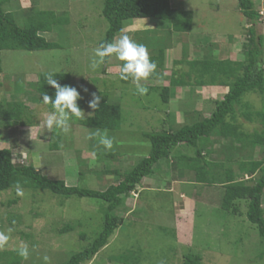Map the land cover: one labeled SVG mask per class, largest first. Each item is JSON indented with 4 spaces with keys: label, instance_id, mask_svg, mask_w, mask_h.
<instances>
[{
    "label": "rangeland",
    "instance_id": "obj_1",
    "mask_svg": "<svg viewBox=\"0 0 264 264\" xmlns=\"http://www.w3.org/2000/svg\"><path fill=\"white\" fill-rule=\"evenodd\" d=\"M255 2L263 15L257 31L264 34V0ZM172 3L193 14L191 32L174 33L170 25L156 26L150 20L138 19L117 39L128 35L148 49L155 45L154 53L158 52L159 46L169 47L166 52L168 76L172 67L176 71H185L182 74L191 73L189 63L174 65L175 60L182 59L185 43L190 58L210 53L220 60L229 57L244 59L243 44L247 40L249 22L238 7V0H172ZM10 4L7 6L10 10L23 15L33 10L49 9L59 15L67 14L70 21L68 25L44 34L50 41L62 44L59 49L2 51L0 102H25L34 122L9 128L3 123L0 148L12 149L14 162L32 163L41 172L65 180L68 185L105 190L119 183L125 172L151 153L152 143L145 133L162 131L169 121L175 123L172 116L169 119L170 115L177 116L176 125L202 120L214 109L213 101L222 99L228 91V87L209 85L178 87L167 106L158 92L139 95L131 79L128 82L121 80L120 65L123 62L114 57L108 64L92 69L94 51L100 47L99 42L108 27L101 14V0H14ZM162 36L165 37L162 39ZM148 37H156L157 42L154 44ZM259 43L264 60V37ZM59 72L71 73V86L81 93L85 102L82 108L85 114L81 119L94 113L88 104L93 93L101 97L100 102L107 99L122 106V127L116 131L106 130L113 140V147L103 149L106 153L116 154V158H100L96 154V149L102 145L97 137L90 139L89 136L97 131L103 134L105 130L87 127L81 119H73L67 134L59 130L49 132L44 125L43 121L52 110L38 101L35 83L42 73ZM193 74L190 77L194 78ZM141 83L145 87L169 85L170 79H148ZM244 102L254 105L255 109L263 106L260 94H248ZM240 121L245 124L246 131L261 128L259 122H248L242 116ZM213 140L212 148L205 150L207 157L215 161L224 159L227 153L222 155L220 151L226 149L230 153L231 141L218 137ZM54 142L59 143L60 148H54ZM179 150H174V154L181 152L193 156L195 152L190 147ZM237 157L261 160L264 151L257 147L254 152L244 150ZM171 161L163 160L156 174L147 177L137 193L127 195L126 204L119 212L126 218V223L118 228L109 244L85 264H183L185 254L189 252L201 253L203 264H264L263 240L258 228L246 218L247 203H239L241 213H236L238 215L227 212L221 207L220 189L223 187L197 184L193 171L184 167L185 171L174 169L173 172L169 167ZM118 168L121 177L114 173L101 174L102 177L96 174L99 170ZM250 177L248 173H238L237 176L247 180ZM146 188L150 192H145ZM22 190L23 196L18 195L17 190L0 194V232L10 236L8 245L0 251L17 250L21 242L27 244L30 255L23 264H45V256L49 257V264H64L101 232L107 204L77 196L65 199L44 189ZM69 225L73 230L62 232Z\"/></svg>",
    "mask_w": 264,
    "mask_h": 264
},
{
    "label": "trees",
    "instance_id": "obj_2",
    "mask_svg": "<svg viewBox=\"0 0 264 264\" xmlns=\"http://www.w3.org/2000/svg\"><path fill=\"white\" fill-rule=\"evenodd\" d=\"M13 1L0 0V72H3L1 56L3 50L38 51L61 48L62 44L50 41L44 34L58 27H64L70 21L67 14L59 15L49 9L33 10L23 15L19 11H12L7 7L11 6L10 3ZM101 2L103 3L101 14L108 23V27L103 39L99 42L100 46L116 40L125 28L133 25L131 23L138 19L148 22L150 20L156 26L170 25L174 33H189L193 29L191 11L174 6L172 0H101ZM238 7L249 22L247 40L243 44L244 59L229 57L220 60L215 57V54L210 53H206L202 57L190 58L185 43L182 47L183 57L181 60H175L174 65L189 63L191 65L190 72L196 73V75L193 74L195 77H190L191 73L182 74L185 71H176L175 67H172V73L168 76L166 67L168 44L166 45L168 48L159 46L158 52L155 53L152 52L156 50L155 45L152 46L154 50L147 48L150 59L157 64L155 73L149 79H158V81H164L165 78L170 79L169 85H149L147 93L158 92L167 106L176 95L178 87L191 84L194 87L209 85L228 87V91L222 99L213 101L214 109L202 120L176 125L178 123L177 116L170 115L174 113H168L169 119L172 116L176 122L169 121L167 127L162 131L144 134L152 143L151 153L142 158L131 170L125 172L124 176L120 175V168L112 171L105 169L96 171V174L101 177L103 176L101 174L112 173L119 177L122 176L123 179L119 183L112 184L105 190L78 185L71 186L65 180L51 178L32 163L14 162L12 149L0 148V194L8 190H17L19 183L22 189L31 188L36 191L44 189L65 199L77 196L97 199L107 204L103 217V228L99 235L84 250L72 255L64 264L88 263L109 244L118 228L127 221L119 214L126 204L127 195L135 193L147 177L155 175L161 166L160 163L165 159L173 160L169 165L173 172L174 169L185 171L184 167L193 171L197 184L218 189L223 187L220 189L221 207L227 212L240 214L239 203L246 202V218L258 228L264 244V158L255 160L237 157L240 153H244V150L245 152H254L257 147H261L264 151V60L261 43H259L264 34L257 31V25L263 15L256 8L255 0H238ZM164 37L162 36V39ZM148 38L154 44L157 42L156 37ZM109 60H106V64L109 63ZM46 74L48 73H42L39 76L34 87V90L39 94L38 101L40 102H43L42 96L45 93L52 97L55 95V89L46 83ZM53 74L62 86L72 85L71 73ZM191 79L195 81L192 82ZM128 81L130 79L126 82ZM251 93L262 96V108L255 109L254 105L244 102L246 96ZM104 96L109 98V94L106 92H104ZM78 104L82 109L85 102L81 99ZM48 107L52 110L50 104ZM28 108L25 102L19 100L0 102V127L3 123L5 128L12 125H32L34 121ZM241 116L248 122H259L261 128L254 132L246 131L245 124L240 121ZM81 123L100 131H116L123 124V108L106 99V101L100 102L99 109L94 110L92 115L81 119ZM213 137L231 141L230 153L226 149L220 151L222 155L227 153V156L225 155L222 160H211L205 153L207 147L212 148ZM53 147L57 149L60 148V145L54 142ZM181 147L195 149L194 155H186L181 152L174 154V150L178 151ZM103 149V146L96 149V154L100 158L103 156L109 159L117 157L116 154L106 153ZM173 154L174 156H172ZM238 173H248L251 177L248 180L238 179ZM149 190L146 188L145 192H150ZM145 192H141V195H145ZM170 203L172 204V201ZM71 229L73 230V227L69 225L62 232ZM203 260L204 256L201 253L189 252L185 254L183 264H203ZM23 261L24 259L18 255L17 250L0 251V264H23Z\"/></svg>",
    "mask_w": 264,
    "mask_h": 264
},
{
    "label": "clouds",
    "instance_id": "obj_3",
    "mask_svg": "<svg viewBox=\"0 0 264 264\" xmlns=\"http://www.w3.org/2000/svg\"><path fill=\"white\" fill-rule=\"evenodd\" d=\"M115 58L123 62L120 65V79H131L136 88V93L145 95L148 92L141 82L148 80L150 76L155 73L157 64L150 59L148 49L145 45L139 44L132 40L128 35H122L119 39L111 43L101 44L96 48L91 60V68L96 69L100 65H106V60ZM46 83L55 89L54 97L45 93L42 96L44 105H51L52 111L47 114L46 119L43 121L49 132L59 130L65 134L71 130V122L73 119H81L85 114L80 108L78 101L82 99L80 91L70 85H61L53 73H48L45 76ZM87 91V89H84ZM101 97L95 93L92 94V99L88 102L89 107L93 110H98L100 106ZM91 115V113L89 114ZM98 138L99 145L105 149H112L113 140L105 131L101 134L99 131L91 134ZM17 194L24 195L22 188L17 184ZM12 229H8L10 233ZM10 236L5 232H0V249L8 245ZM18 255L23 259L29 258V248L27 244L21 242L17 249ZM45 264H49V257H44Z\"/></svg>",
    "mask_w": 264,
    "mask_h": 264
},
{
    "label": "crops",
    "instance_id": "obj_4",
    "mask_svg": "<svg viewBox=\"0 0 264 264\" xmlns=\"http://www.w3.org/2000/svg\"><path fill=\"white\" fill-rule=\"evenodd\" d=\"M139 190V189H138ZM136 193V192H135Z\"/></svg>",
    "mask_w": 264,
    "mask_h": 264
}]
</instances>
